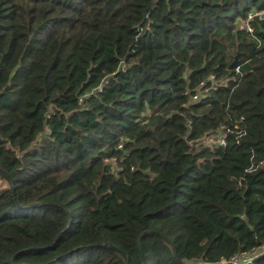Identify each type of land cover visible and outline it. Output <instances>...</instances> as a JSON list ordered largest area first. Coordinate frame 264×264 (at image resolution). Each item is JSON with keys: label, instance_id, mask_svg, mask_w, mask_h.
Here are the masks:
<instances>
[{"label": "trees", "instance_id": "trees-1", "mask_svg": "<svg viewBox=\"0 0 264 264\" xmlns=\"http://www.w3.org/2000/svg\"><path fill=\"white\" fill-rule=\"evenodd\" d=\"M253 11L264 0H0V264H264ZM222 126L225 147L204 142Z\"/></svg>", "mask_w": 264, "mask_h": 264}, {"label": "built area", "instance_id": "built-area-1", "mask_svg": "<svg viewBox=\"0 0 264 264\" xmlns=\"http://www.w3.org/2000/svg\"><path fill=\"white\" fill-rule=\"evenodd\" d=\"M264 15V11H253L249 12L245 20L239 21V28L245 29L247 32L252 33V28L250 26V22L254 18L262 19ZM235 72L238 73V69H235ZM213 77H210V80L213 81ZM207 91V90H205ZM195 96L193 99H196ZM237 128V127H235ZM231 132L229 128H225L224 126L220 127L216 132L210 131L204 137V142L209 144L215 148L225 147L228 134ZM254 253H241L237 256L232 257L228 262H221L220 264H251L253 257L255 256Z\"/></svg>", "mask_w": 264, "mask_h": 264}, {"label": "water", "instance_id": "water-1", "mask_svg": "<svg viewBox=\"0 0 264 264\" xmlns=\"http://www.w3.org/2000/svg\"><path fill=\"white\" fill-rule=\"evenodd\" d=\"M236 63H237V56L234 57L233 61L229 65V69H232L236 65Z\"/></svg>", "mask_w": 264, "mask_h": 264}, {"label": "rangeland", "instance_id": "rangeland-1", "mask_svg": "<svg viewBox=\"0 0 264 264\" xmlns=\"http://www.w3.org/2000/svg\"><path fill=\"white\" fill-rule=\"evenodd\" d=\"M258 252H259V251H256L254 255H257ZM192 264H199V263L194 262V263H192Z\"/></svg>", "mask_w": 264, "mask_h": 264}]
</instances>
